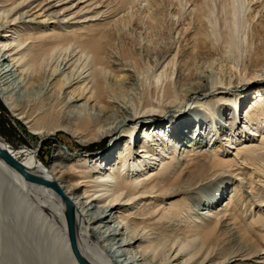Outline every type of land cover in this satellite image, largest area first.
<instances>
[{"label": "bare ground", "instance_id": "obj_1", "mask_svg": "<svg viewBox=\"0 0 264 264\" xmlns=\"http://www.w3.org/2000/svg\"><path fill=\"white\" fill-rule=\"evenodd\" d=\"M184 2L182 14L218 28L215 5ZM256 4L264 6L262 0L216 4L235 58L245 13ZM104 16L94 0H0V97L9 111L43 138L60 128L79 145L112 139L107 155L72 157L68 147H58L48 166L38 151L0 138V147L47 182L25 181L0 158V196L6 183L17 193L12 204L19 209L10 207L15 221L25 217L46 227L62 263L78 264L68 211L76 250L88 264H264V68L226 79L198 70L212 58L204 46L209 37L183 26L188 40L180 48L145 52L156 63L157 99L132 103L110 79L129 66L106 55ZM53 107L58 117L50 114ZM199 112L205 117L183 121ZM221 113L231 132L220 147L208 148L205 140L212 146L215 140L207 123ZM156 115L168 121L150 119ZM229 180L232 190L224 196Z\"/></svg>", "mask_w": 264, "mask_h": 264}, {"label": "rangeland", "instance_id": "obj_2", "mask_svg": "<svg viewBox=\"0 0 264 264\" xmlns=\"http://www.w3.org/2000/svg\"><path fill=\"white\" fill-rule=\"evenodd\" d=\"M94 1L105 14L104 18L106 19L104 22H108L104 27L102 26L106 31L102 27L100 29L104 38L103 43L106 48V55L116 56L121 61H125L129 66V70H125L119 76L110 77L114 89L124 100H132V103H137L139 100L143 99L146 101L157 99V97H155L157 96V92L153 93L154 89L152 87V82L154 81L152 74L156 63L155 60L146 57L145 52H153L160 49L166 50L168 48H170V50L173 49L172 51L174 52L177 48H180V45L184 44L185 39L188 40V35H185L181 29L183 26L184 28H188L189 25H193L196 28L199 27L204 35H208L206 38L209 37V39H207V45L204 44V46L207 51H211L212 58L208 63L197 66L198 70L206 74L212 71L216 73L219 78L226 79L228 76L235 78L239 76V72L242 71H245L246 77L250 78L252 77L254 69L259 68V66L264 68V6L260 9V4H256L251 12L245 13L247 19L246 16L244 18L247 23L244 20L243 28H241L240 32L237 34V40L241 43L242 48H240L238 56L235 58L234 56L237 52H230L228 44H226L227 36L225 35H227V30L225 28L224 30L221 26L222 16L215 9L219 0H197L198 2L203 1L206 4L210 3L213 6L215 5L214 17L216 18L218 16L216 18V23L218 22L217 19L220 20V23L218 22V26H216L218 30H212L213 32L206 20H201L203 26H200L199 24L201 21L199 19L196 20L194 14H182L181 11L186 2H184V0H128L131 1L129 2L131 4H129L127 0ZM262 2H264V0H262ZM125 4L126 6H124ZM216 13H218V15ZM181 14L183 15L182 18H184L182 20ZM250 14L252 15L250 16ZM191 17H193L194 20ZM215 31L220 32V34L217 32L218 35L215 34ZM209 33L212 35V38H210L211 35L209 36ZM213 33L219 37L217 38L214 36L213 38ZM244 43L248 44L245 45ZM172 82L174 83L173 78ZM259 83L260 82H257L249 87H257ZM176 90H178V93L181 92L178 87H176ZM251 95L253 96V93H251L250 96ZM257 95L253 96V98L255 97L257 99ZM50 114H54V116L58 117L57 107H53ZM193 114L195 113L187 114L186 118L183 119L185 122L188 120L187 125L193 119L205 117L203 112H199L196 115ZM216 116L214 120L207 123L206 126L208 129L206 131L208 132L207 134H209L208 136H213V140H215L212 146V142L209 141L208 136V139H203L208 148L220 147L222 145L221 137H224L222 135L231 132L228 115L221 113ZM150 119L161 120L159 123L168 121V118L159 115ZM58 129H56L57 131L55 134L47 138L35 135L25 122L15 117V115L9 111L3 98L0 97V138L11 147L22 148V146H24L38 151V158L41 162L45 163V165H52L53 157L58 147H63L65 149L68 147L69 150H71L70 156L72 157L107 155L112 148V139L110 138H106L100 142H92L87 145H79L76 143L75 138H72L60 128ZM141 129L143 128H140V131ZM204 135H206V133ZM226 183V185L224 184V196L225 194L227 196L232 190V181L229 180ZM12 192H14V194L16 193L12 188L10 189L9 185L6 183L3 193L0 196V264H66L68 260L63 259V263L62 261L60 262V254L56 255V249H52L54 243L53 236L48 232L46 227H41V225L35 226L30 218L25 220V217L18 219L17 222L15 221V216L12 215L10 207H16L14 202V204H12V201H16L17 203V193L15 195L13 194L15 198L12 196ZM20 196L21 193L18 194L19 201L20 198L21 201H23V196ZM16 205V208H18V204ZM24 208L29 209L27 206H24ZM200 208L203 209V207ZM30 215L32 216L31 213Z\"/></svg>", "mask_w": 264, "mask_h": 264}, {"label": "water", "instance_id": "obj_3", "mask_svg": "<svg viewBox=\"0 0 264 264\" xmlns=\"http://www.w3.org/2000/svg\"><path fill=\"white\" fill-rule=\"evenodd\" d=\"M0 158L9 166L16 169L18 172H20L25 179V181L31 182V183H38V184H47L44 180L42 181L40 178L29 172L26 168H23L21 163L18 161V159L13 155L10 151H7L0 147ZM50 185V184H49ZM53 189L60 194V190L56 185H52ZM65 218L67 219V227H68V234L70 235V244H71V250L74 253V257L76 258V261L78 264H88L78 253L75 246V238L73 234V217H71L70 213L66 211Z\"/></svg>", "mask_w": 264, "mask_h": 264}]
</instances>
